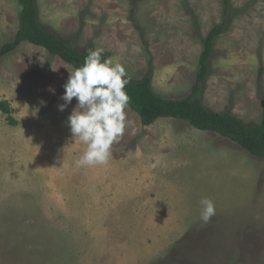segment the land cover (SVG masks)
Wrapping results in <instances>:
<instances>
[{
  "label": "rangeland",
  "instance_id": "obj_1",
  "mask_svg": "<svg viewBox=\"0 0 264 264\" xmlns=\"http://www.w3.org/2000/svg\"><path fill=\"white\" fill-rule=\"evenodd\" d=\"M36 4L46 29L77 49H103L130 80L144 77L151 57L152 88L165 98L191 96L204 38L224 12L222 0ZM18 27V0H0V46ZM209 67L203 103L260 124L264 0H231L227 29ZM72 69L29 42L0 60V101L10 100L18 120L8 124L0 109V264H264V159L180 119L160 118L144 127L127 107L124 133L112 144L108 162L77 167L85 148L72 147L58 130L77 104L73 98L63 111L58 107ZM153 158L163 185L159 198L154 192L141 218L124 227L114 220L120 208L110 213L108 205L83 200L79 206L69 188L74 181L76 189L87 168L116 177L106 182H119L126 175L117 172L121 163L143 161L135 170L149 171ZM60 176L67 188H61ZM202 198L216 209L207 224L200 219Z\"/></svg>",
  "mask_w": 264,
  "mask_h": 264
},
{
  "label": "trees",
  "instance_id": "obj_2",
  "mask_svg": "<svg viewBox=\"0 0 264 264\" xmlns=\"http://www.w3.org/2000/svg\"><path fill=\"white\" fill-rule=\"evenodd\" d=\"M223 19L214 25L204 38L199 56V69L192 84L191 96L165 98L152 88L153 63L141 80H130L125 86L129 96V107L139 115L144 127L154 124L160 118H176L188 122L192 127L219 134L231 139L251 155L264 159V111L260 124H248L229 111L218 112L209 109L202 101L205 82L210 73L209 61L215 53L217 39L226 31L231 10V0H222ZM19 27L14 38L0 46V60L14 52L23 42L43 47L50 56H58L73 68L83 65L89 50H80L54 32L46 29L39 18L36 0H18ZM148 48V44L146 43ZM149 49V48H148ZM102 59H108L102 53ZM264 104V100H263ZM0 109L8 124L16 126L17 118L10 100L0 101Z\"/></svg>",
  "mask_w": 264,
  "mask_h": 264
},
{
  "label": "clouds",
  "instance_id": "obj_3",
  "mask_svg": "<svg viewBox=\"0 0 264 264\" xmlns=\"http://www.w3.org/2000/svg\"><path fill=\"white\" fill-rule=\"evenodd\" d=\"M102 53L101 48L89 50L83 65L69 71L61 97L64 103L58 106L63 111L76 98L68 125L73 137L86 145L77 167L106 164L112 144L125 130L129 78L121 63L102 59ZM199 203L200 219L207 224L216 214L215 205L209 198Z\"/></svg>",
  "mask_w": 264,
  "mask_h": 264
},
{
  "label": "crops",
  "instance_id": "obj_4",
  "mask_svg": "<svg viewBox=\"0 0 264 264\" xmlns=\"http://www.w3.org/2000/svg\"><path fill=\"white\" fill-rule=\"evenodd\" d=\"M75 106H73V108ZM71 112L72 111H70L68 115H65L66 120H64V122L61 124L62 127H60V129L58 128L60 132L59 134H61L62 139L66 141L67 138L70 137L72 140L71 143L72 147L74 146L76 149L86 148V145L82 144L81 142L80 144H78V142L73 143L78 138H74L70 131V127H67L68 117ZM138 119L140 120V117ZM69 148L72 150L70 146ZM113 150L114 149H110V152L112 153ZM120 157H122V150ZM152 161H153L152 164L148 168L150 172L147 169L135 170V165L141 164L143 161L136 160L134 162V165L131 167L125 165L122 166L121 163L117 169V172L120 175L122 174H126V175H125V180L121 179L119 182H113V181L106 182L107 179H113L116 177L115 176H112L111 178L105 177V174L103 172H94L95 173L94 174L89 170V168H87L83 172L85 174L84 177H81V179L80 177L78 178L79 182L78 185L76 184V189L74 187V181L70 183L69 188H71L73 191L74 190L76 191L77 197L79 198L77 203L79 206L83 205L82 203L80 204L81 200H83V203L86 201L87 205H95V206L98 205L100 207H102L103 205H108V211L110 213L120 208V212H119L120 216L114 220L119 219V221H122V226L124 227L125 224L124 222H128V221L135 222V220L141 218L140 214H142V209H143L142 207L145 206V203L152 201L150 196H152L154 192L157 193L159 198L163 185L162 186L160 185V181H161L160 173L155 170L156 163L154 161V158L152 159ZM122 170L124 171L122 172ZM115 173L116 172L110 171V174L116 175ZM63 182H64V178L62 177L60 180V186L61 188L62 187L67 188V186ZM91 182H94V186L87 185L90 184ZM114 195L115 197H113ZM107 197H110L109 200L111 198L114 199L111 202H109ZM158 198H156L155 200L159 203ZM154 210L155 208L152 209L151 211ZM91 211L92 210H88L87 208L85 209V213L87 212L90 213ZM157 212L160 215L164 211L157 210ZM169 213L170 210L168 209V215ZM152 215H150V218H152ZM111 219L113 218H110L109 220ZM126 225H128L130 229L131 228L133 229V226L130 223ZM120 229L122 232H126V230L122 229V227Z\"/></svg>",
  "mask_w": 264,
  "mask_h": 264
}]
</instances>
